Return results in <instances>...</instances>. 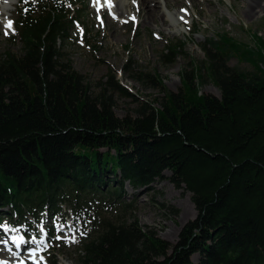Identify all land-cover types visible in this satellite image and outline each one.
I'll return each instance as SVG.
<instances>
[{"label": "trees", "instance_id": "trees-1", "mask_svg": "<svg viewBox=\"0 0 264 264\" xmlns=\"http://www.w3.org/2000/svg\"><path fill=\"white\" fill-rule=\"evenodd\" d=\"M75 5H20V53L0 56V219L64 220L70 212L81 226L79 264H193L194 254L197 264H264V54L226 37L207 40L219 97L197 93L200 68L184 72L174 94L130 63L124 72L163 92L158 107L138 101L113 72L94 93L63 52L79 19ZM180 48L168 44L160 59L172 63ZM233 54L255 71L228 66ZM115 96L131 99L132 115H115ZM165 172L196 210L173 246L140 227L135 205L122 199L126 185L144 190Z\"/></svg>", "mask_w": 264, "mask_h": 264}, {"label": "rangeland", "instance_id": "rangeland-1", "mask_svg": "<svg viewBox=\"0 0 264 264\" xmlns=\"http://www.w3.org/2000/svg\"><path fill=\"white\" fill-rule=\"evenodd\" d=\"M31 1L35 2L19 0L7 17L1 13L3 0H0V56L7 51L17 55L20 53L21 44L17 38L13 40L16 37L14 28H6L5 25L15 19L20 5ZM74 1L76 5L72 10L80 11L79 19L70 30V38L66 40L63 52L70 66L84 77L94 93L98 92V84L106 81L109 72H113L115 79L129 94L137 96L140 102H151L154 107H158L163 92L150 84L134 80L128 72H124L123 67L130 63L129 67L136 72L157 76L162 87L174 94L182 90L184 72L188 75L192 69L200 68L205 79L203 85L196 86L197 93L219 97L217 86L208 77L202 50L207 40L218 41L226 37L247 51L260 50L264 54V49L259 47L256 40L259 37L264 41V0H176L167 9L161 0H154L151 4L154 3L157 11H162L158 14L156 25L152 22L141 23L138 4L133 0L107 1L109 8L105 6V11L100 13L94 0H84L83 3ZM247 8L249 11L245 12ZM162 13L168 14L167 17L170 15L163 23ZM176 18H180L182 23H178ZM168 44L180 45L182 48L172 63L165 64L160 57ZM258 63L264 74V62ZM228 66L242 71H255L252 63L235 54L230 56ZM115 102L117 117L133 114L135 104L131 99L115 96ZM169 176L168 172L163 173V179L156 180L144 190L132 191L126 185L122 199L135 205L133 214L140 227L152 229L160 239L173 246L178 242L184 226L196 218V210L190 194L175 188L169 182ZM173 210L176 214H172ZM62 214L69 220L63 227L49 219H42L38 226L30 220L23 226L1 216L0 236L4 238L6 231L20 238L24 231L29 235H42L44 228L54 227L55 239L47 240L46 245L42 246L46 249L49 247L43 264H49L53 258L56 264H79L75 250L78 246L76 234L80 230L74 225L67 227V224H72L70 212L62 211ZM30 241L34 242L33 239ZM0 247V250L4 249L1 244ZM2 258L0 254V264L5 261ZM19 259L14 261H20L17 264L24 263L21 256ZM198 260L197 254L191 256L193 264H197Z\"/></svg>", "mask_w": 264, "mask_h": 264}, {"label": "bare ground", "instance_id": "bare-ground-1", "mask_svg": "<svg viewBox=\"0 0 264 264\" xmlns=\"http://www.w3.org/2000/svg\"><path fill=\"white\" fill-rule=\"evenodd\" d=\"M95 1V3H97V5H96V8H97V10H99V11H101L102 10V12H104L105 11V6H107V8H109V5H107V1L108 2H111L112 3V0H94ZM137 2V4H138V8H139V10H138V15H139V18L141 17V23H143V24H146V23H148V22H152L154 25H156V23H157V21H158V14H159V12L161 11V10H156L154 7V3L153 4H151L152 3V1L154 2V0H133V2ZM157 1V0H156ZM162 2H163V5H164V7H165V9H167L170 5H172L171 3L172 2H174V1H176V0H161ZM19 2V0H3V2H2V4H1V13L2 14H4V16H9L10 15V12L13 10V7H15L16 5H17V3ZM252 2H254V1H252ZM110 3V5H112ZM125 3V2H124ZM19 4V3H18ZM126 4V3H125ZM127 4H128V2H127ZM126 4V5H127ZM130 4V3H129ZM128 4V5H129ZM158 6H160V4L158 5ZM132 7V6H131ZM129 8V7H128ZM161 8V7H160ZM135 9V8H134ZM249 11V8H247V10L245 11V12H248ZM162 12V11H161ZM167 15L168 14H165V13H162V18H161V22L162 21H165V18L167 17ZM130 16V15H129ZM161 16V15H160ZM168 17H170V15L168 16ZM167 17V18H168ZM134 18V17H133ZM138 18V17H137ZM177 20V22L178 23H182V21H181V19L179 18H176ZM176 21H175V23H176ZM173 22V21H172ZM163 23V22H162ZM165 24V23H164ZM173 25V24H172ZM175 26V25H174ZM173 26V27H174ZM176 30H177V28H176ZM5 234L7 235V236H13V235H11V233L10 232H8V231H6L5 232ZM15 238V239H14ZM18 243H20L21 245H22V243H23V240L20 238V237H18V236H13V237H11V245H14V244H18ZM0 249H1V247H0ZM0 254L1 255H3V256H5L6 255V252L5 251H3V250H0ZM6 259L7 260H9V261H7L6 262V264H13V262H12V259H11V257L9 258V257H6ZM64 263H66V262H64ZM63 264V263H62Z\"/></svg>", "mask_w": 264, "mask_h": 264}, {"label": "snow or ice", "instance_id": "snow-or-ice-1", "mask_svg": "<svg viewBox=\"0 0 264 264\" xmlns=\"http://www.w3.org/2000/svg\"><path fill=\"white\" fill-rule=\"evenodd\" d=\"M11 26H12V22H11V21H8V22L6 23V25H5L6 28H11ZM5 34L7 35V33H5ZM14 239H15V238H14ZM32 255H34V253H33Z\"/></svg>", "mask_w": 264, "mask_h": 264}]
</instances>
